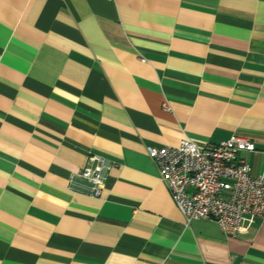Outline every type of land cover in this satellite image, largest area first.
I'll use <instances>...</instances> for the list:
<instances>
[{"label":"crops","instance_id":"0c3cea01","mask_svg":"<svg viewBox=\"0 0 264 264\" xmlns=\"http://www.w3.org/2000/svg\"><path fill=\"white\" fill-rule=\"evenodd\" d=\"M233 135L264 176V0H0V264H264V221L186 227L148 156Z\"/></svg>","mask_w":264,"mask_h":264},{"label":"built area","instance_id":"2783aa9c","mask_svg":"<svg viewBox=\"0 0 264 264\" xmlns=\"http://www.w3.org/2000/svg\"><path fill=\"white\" fill-rule=\"evenodd\" d=\"M242 152L255 153L256 149L238 135L205 149L189 139L176 147L148 148L185 226L211 220L231 237L257 219L264 221V176L252 174L251 166L239 157ZM112 165L102 156L88 159L79 177L88 184L91 197L102 196Z\"/></svg>","mask_w":264,"mask_h":264}]
</instances>
